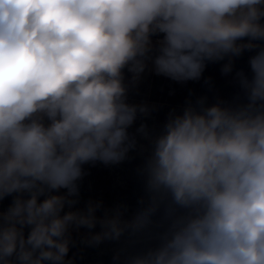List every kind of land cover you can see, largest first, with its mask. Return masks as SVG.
Masks as SVG:
<instances>
[{
  "label": "clouds",
  "instance_id": "obj_1",
  "mask_svg": "<svg viewBox=\"0 0 264 264\" xmlns=\"http://www.w3.org/2000/svg\"><path fill=\"white\" fill-rule=\"evenodd\" d=\"M0 264H264V0H0Z\"/></svg>",
  "mask_w": 264,
  "mask_h": 264
},
{
  "label": "rangeland",
  "instance_id": "obj_2",
  "mask_svg": "<svg viewBox=\"0 0 264 264\" xmlns=\"http://www.w3.org/2000/svg\"><path fill=\"white\" fill-rule=\"evenodd\" d=\"M93 178L95 180L97 188H107L117 179V175H109L107 172L94 171ZM106 195H109V193L106 192ZM95 258L96 254L90 251L88 254V259L92 260Z\"/></svg>",
  "mask_w": 264,
  "mask_h": 264
},
{
  "label": "trees",
  "instance_id": "obj_3",
  "mask_svg": "<svg viewBox=\"0 0 264 264\" xmlns=\"http://www.w3.org/2000/svg\"><path fill=\"white\" fill-rule=\"evenodd\" d=\"M95 259H96V258H95ZM104 259L106 260V259H107V257H105ZM89 260H91V259H89ZM92 260H94V259H92Z\"/></svg>",
  "mask_w": 264,
  "mask_h": 264
}]
</instances>
